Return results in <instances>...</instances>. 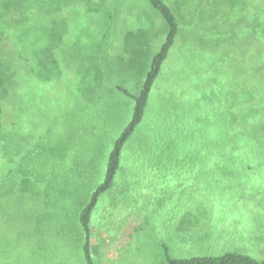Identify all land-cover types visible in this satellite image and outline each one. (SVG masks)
Masks as SVG:
<instances>
[{
    "label": "rangeland",
    "instance_id": "374dc122",
    "mask_svg": "<svg viewBox=\"0 0 264 264\" xmlns=\"http://www.w3.org/2000/svg\"><path fill=\"white\" fill-rule=\"evenodd\" d=\"M167 1L179 33L92 211V259L262 260L264 0ZM165 35L146 0H0L8 264H86L79 212Z\"/></svg>",
    "mask_w": 264,
    "mask_h": 264
},
{
    "label": "trees",
    "instance_id": "16d2710c",
    "mask_svg": "<svg viewBox=\"0 0 264 264\" xmlns=\"http://www.w3.org/2000/svg\"><path fill=\"white\" fill-rule=\"evenodd\" d=\"M163 19L166 26V35L160 50L154 55L150 69L147 71L140 92L134 99L132 116L127 126L120 133L109 156L107 158L106 172L103 181L92 192L89 201L81 209L78 215L79 227L83 234V244L81 247L82 256L86 264H96L92 259L90 247L91 233V214L94 210L97 200L101 194L106 192L113 185L114 177L119 169L120 154L123 145L135 130L136 126L145 117V109L148 103L150 91L153 83L159 74L160 66L166 57L170 47L173 45L175 37L179 33V21L167 0H146ZM191 2V0H189ZM196 1V0H194ZM213 6L212 0L206 2V9ZM0 71V98L1 93L5 95L8 90V66L3 67ZM8 137V136H6ZM238 152V147H237ZM5 150L0 151L2 158L8 162V156ZM50 256L53 257L52 250H49ZM167 264H264V259L256 260L248 255L238 253H225L221 256H194L188 259H174L166 256ZM0 264H8V169L0 173Z\"/></svg>",
    "mask_w": 264,
    "mask_h": 264
},
{
    "label": "crops",
    "instance_id": "0c3cea01",
    "mask_svg": "<svg viewBox=\"0 0 264 264\" xmlns=\"http://www.w3.org/2000/svg\"><path fill=\"white\" fill-rule=\"evenodd\" d=\"M113 186V185H112ZM112 186H111V188H112ZM110 188V189H111ZM121 193V192H120ZM124 198V197H123ZM122 200V199H121ZM133 202V200L132 199H130L129 201H127L126 203H122V202H120V204H122V205H124L125 207L130 203V202ZM126 221V220H125ZM124 220H120L119 222H118V224H120V223H122L123 224V222H125ZM121 224V225H122ZM118 233H119V231H118ZM90 247H91V244H90ZM92 248V247H91Z\"/></svg>",
    "mask_w": 264,
    "mask_h": 264
}]
</instances>
